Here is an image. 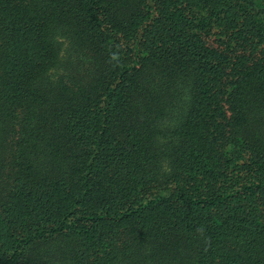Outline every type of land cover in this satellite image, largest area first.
<instances>
[{
    "label": "trees",
    "instance_id": "1",
    "mask_svg": "<svg viewBox=\"0 0 264 264\" xmlns=\"http://www.w3.org/2000/svg\"><path fill=\"white\" fill-rule=\"evenodd\" d=\"M0 264H264V0H0Z\"/></svg>",
    "mask_w": 264,
    "mask_h": 264
}]
</instances>
